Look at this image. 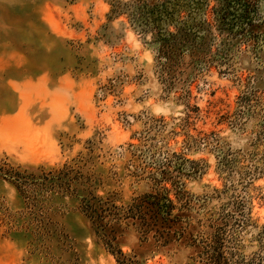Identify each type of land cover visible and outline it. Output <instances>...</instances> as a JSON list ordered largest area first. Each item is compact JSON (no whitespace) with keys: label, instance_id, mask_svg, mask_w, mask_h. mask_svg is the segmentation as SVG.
Masks as SVG:
<instances>
[{"label":"rangeland","instance_id":"obj_1","mask_svg":"<svg viewBox=\"0 0 264 264\" xmlns=\"http://www.w3.org/2000/svg\"><path fill=\"white\" fill-rule=\"evenodd\" d=\"M115 1L0 0V165L49 170L82 154L92 157L85 169L102 178L98 193L115 192L119 203H128L148 189L146 180L131 174L133 152L151 144L202 169L184 178L191 193L210 196L202 216L227 200L225 186L237 180H229L219 166L221 149L264 155V140L255 141L264 106L256 100L243 108L239 102L243 94L264 92V0L255 1V44H244L239 34L226 63L204 72L188 69L170 89L156 70L150 35L128 16L133 0H120L126 5L122 14L112 12ZM206 1L197 19L223 2ZM204 136L209 143L200 141ZM245 193L252 221L241 231L240 250L251 257L259 252L264 227V175ZM44 207L52 233L42 239L30 225L35 215L14 185L0 177V264H116L77 200L53 195ZM122 248L127 254L137 251L144 264L191 262L190 248L140 247L132 230Z\"/></svg>","mask_w":264,"mask_h":264},{"label":"trees","instance_id":"obj_2","mask_svg":"<svg viewBox=\"0 0 264 264\" xmlns=\"http://www.w3.org/2000/svg\"><path fill=\"white\" fill-rule=\"evenodd\" d=\"M179 1L133 0V9L128 12L133 25L150 35L156 70L168 89L180 81V76L188 69L204 72L214 64L226 63L239 34L244 44H255L258 40L256 0H222L219 7L206 10V16L200 19L197 13L206 0ZM125 6L117 0L112 12L126 13ZM208 12L213 16L209 17ZM190 97L191 90L187 88L184 98L188 101ZM239 98L243 108L252 107L251 103L256 100L264 106V92L258 95L253 91ZM239 110L240 114L244 113L242 108ZM229 121L236 123L235 119ZM208 139V136L200 137L202 143H209ZM256 140L257 143L264 140V125ZM88 142L93 144L92 140ZM212 142L215 147L221 145L216 136ZM135 148V161H130L131 174L138 180H146L148 189L128 203H119L115 192L104 196L98 193L102 178L85 169L92 157L85 158L82 154L72 162L49 170L3 163L0 177L14 185L26 208L35 215L30 225L42 239L52 233L45 201L53 195L77 200L78 209L89 221L94 236L116 264H144L137 251L127 254L122 248L131 230L138 235L140 247L144 245L156 251L190 248L188 264H264V227L258 235L259 252L248 257L240 250L241 231L252 221L251 202L245 191L254 178L264 175V155L249 156L219 148V166L229 180L235 176L237 180L225 186L223 192L230 194L227 200L215 210L207 209L201 216L210 196L191 193L184 178L197 175L202 169L187 165L195 162L176 152L153 150L151 144L143 143ZM214 192L222 191L215 189Z\"/></svg>","mask_w":264,"mask_h":264}]
</instances>
